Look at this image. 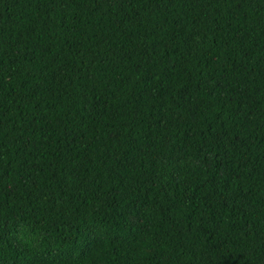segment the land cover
I'll return each instance as SVG.
<instances>
[{
	"label": "trees",
	"instance_id": "trees-1",
	"mask_svg": "<svg viewBox=\"0 0 264 264\" xmlns=\"http://www.w3.org/2000/svg\"><path fill=\"white\" fill-rule=\"evenodd\" d=\"M0 264H264V0H0Z\"/></svg>",
	"mask_w": 264,
	"mask_h": 264
}]
</instances>
